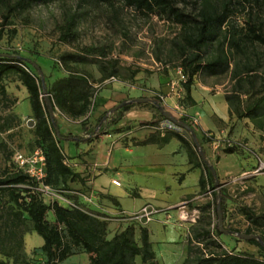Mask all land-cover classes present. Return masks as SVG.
I'll list each match as a JSON object with an SVG mask.
<instances>
[{
  "label": "rangeland",
  "instance_id": "rangeland-1",
  "mask_svg": "<svg viewBox=\"0 0 264 264\" xmlns=\"http://www.w3.org/2000/svg\"><path fill=\"white\" fill-rule=\"evenodd\" d=\"M178 1L179 6L189 11L194 10L197 2ZM235 2L237 9L232 20L237 32L243 36L248 32L246 20L261 24L264 31V0ZM113 3V9L97 0L32 4L10 16L0 38V54L16 53L39 64L50 97L70 72L87 78L92 96L84 116L73 118L55 107L54 116L60 132L65 135L84 137L94 129L104 111L124 100L159 97L164 110L178 120L184 118L180 121L188 124L202 141L206 157L215 169L216 188L212 189L209 183L205 190L200 189L201 168H192L199 158L190 155L176 138L164 146L135 145L152 133L164 132L166 127L182 132L152 103L146 102L132 106L107 133L91 143H60L65 162L79 172L84 181L73 178L64 185L53 186L58 198L46 203L74 204L103 213L108 239L131 227L133 238L139 243L140 227H147L159 264L183 262L189 232L197 225L209 229L223 250L264 258V251L258 245L234 234H217L215 229L218 217L212 204L213 191L221 189L225 198V215L222 213L225 229L253 234L264 230V225L253 224L243 212L246 207L257 215L264 214V133L248 118L229 117L228 105L222 110L224 102L227 104L224 97L233 86L230 71L235 60L240 59L239 55L228 48L231 63L226 72L218 75L199 72L193 77L191 96L196 101L192 104L184 88L187 72L174 47L179 26L166 17L144 16L133 8H121L120 0ZM74 10L80 14L79 36L76 42L66 44L58 40L56 24L64 11ZM115 11L117 19L110 22ZM12 29L16 30L13 35ZM222 36L219 37L221 43ZM219 41L205 47L204 59L213 58L222 47L227 48L226 42L222 46ZM84 46L102 47L107 53L106 60L118 61L114 80L102 78L107 66L105 59L96 55L85 63L63 61L62 56L80 52ZM247 54L252 62L259 61L256 84L262 88L264 46L256 44ZM3 83L8 98L0 101V174L14 168L16 153L29 157L40 148L35 142L34 124L28 125L31 120L35 123V118L26 88L16 75L4 79ZM244 86L248 87L246 82ZM263 92L262 89L261 94ZM249 103L250 98L242 95V107ZM228 148L233 152H225ZM6 200L4 197L2 201ZM9 204L12 203L4 206L0 203V239L3 241L0 264H14L15 258L20 264H46L41 250L42 238L33 230L26 213L20 221L12 214ZM47 219L54 220L51 209ZM64 263L89 264V261L82 248L73 246L72 254ZM135 264H141L139 257L135 258Z\"/></svg>",
  "mask_w": 264,
  "mask_h": 264
},
{
  "label": "trees",
  "instance_id": "trees-1",
  "mask_svg": "<svg viewBox=\"0 0 264 264\" xmlns=\"http://www.w3.org/2000/svg\"><path fill=\"white\" fill-rule=\"evenodd\" d=\"M50 1L53 0H0V17L2 18L0 38L3 27L9 24L10 16L16 12H22L32 4ZM97 1L99 4L100 2L107 4L112 9L114 7L113 0ZM120 1L122 2L121 8L123 6L133 8L144 16L166 17L179 26L180 30L177 40L174 41V47L187 72L188 78L184 82V88L192 104L195 103L191 96L193 77L199 72H206L209 75L226 72L231 63L227 49H234L232 53L239 55L241 60L237 59L234 62L230 71L233 86L224 97L228 105L229 117L235 115L238 118H248L264 133V92L261 94L264 86H262L263 83L260 84L262 88L256 84L258 76L255 73L259 61L252 62L247 54L248 49L256 44L264 46V31L261 24H257L254 20H246L248 32L244 36L237 32V26L232 20L234 11L237 9L235 0H197L192 11L179 6L178 0ZM79 18L80 14L76 10L64 11L61 21L56 24L60 42L72 44L77 41ZM114 19H117L116 11L110 17V22H114ZM10 31L12 35L16 33L15 29ZM220 36L223 38L222 43L219 41ZM214 41H219L218 43L222 46L226 42L227 48L222 47L213 58L204 59L205 47H209ZM92 55L105 59L104 63L107 67L103 69L102 78H111L117 74L118 61L106 60L107 53L102 47L84 46L80 52L67 53L62 56V59L64 62L85 63ZM12 75L18 76L29 94V104L35 118V142L43 150L45 156L44 183L52 188L58 184L64 185L73 178L84 181L79 172L65 162L60 146L62 141L74 144L91 143L107 133L124 112L138 104L128 102L114 112L110 109L104 111L94 129L84 137L65 135L59 130L58 121L54 116L55 107L73 118L84 116L88 111L92 96L87 78L80 73L70 72L68 78L57 86L54 96H48L52 104L51 111H49L43 96V89L46 88L45 75L40 65L16 53L0 54V101L8 98L3 80ZM245 82L248 85L246 89ZM242 95L250 98V103L245 108L242 107ZM152 100V106L156 109L159 110L158 106H163L159 97L153 96ZM150 125L153 124L150 123ZM173 137L187 147L190 155L198 156V162H195L192 168H201L198 180L200 189L205 190L209 183L212 184V189H215L217 176L213 175L210 168L212 164L206 157L202 141L199 140L200 148H198L194 141L182 132L166 127L164 132L152 133L147 138L137 141L135 145L164 146ZM225 152L232 153L233 149L228 148ZM213 192L214 212L218 217L217 203L218 194H220L221 211L224 216L225 198L222 190L218 189ZM4 197L7 199L6 202L2 201ZM0 203L3 206L6 203L7 205L12 203L9 204V208L20 221H22L23 213H26L33 230L43 240L41 250L46 256V264H66L64 261L72 254L73 246L83 249L89 264H135L136 257L140 258L141 264H159L152 249L147 227H140L139 243L133 238L131 227L125 228L108 239L106 237L107 221L103 213L84 206H62L58 202L47 204L37 189V182L16 166L0 174ZM116 204L119 205V202L116 201ZM49 209L53 212V221L47 219ZM243 212L253 224L264 225V214L257 215L246 207H243ZM215 229L217 234H221L218 224L215 225ZM245 233L253 234L250 231ZM259 235L264 241V230ZM2 242L1 238L0 244ZM187 242V256L181 264H264V258L223 250L221 244L212 238L211 231L199 225L194 226L189 232ZM248 242L258 245L264 251V247L256 239L248 240ZM14 264H20L17 258Z\"/></svg>",
  "mask_w": 264,
  "mask_h": 264
},
{
  "label": "water",
  "instance_id": "water-1",
  "mask_svg": "<svg viewBox=\"0 0 264 264\" xmlns=\"http://www.w3.org/2000/svg\"><path fill=\"white\" fill-rule=\"evenodd\" d=\"M43 96L45 97V102L47 104V107L49 109V111H51L52 108V104L48 98V94L46 92V88L43 89ZM128 102H135V103H146V102H150L153 103L152 98H134L128 101H123L119 104H117L115 107L111 108L110 111L114 112L116 111L118 108L122 107L124 104L128 103ZM159 110L161 111V113L174 125H176L178 127V129L182 130V133L187 136L188 138H191L195 145L200 148V144H199V140L196 136V133L193 131V129L186 123L181 122L180 120L176 119L175 117H173L169 112L165 111L163 106H158ZM34 123L31 120L28 125L32 126ZM201 153L203 154V152L201 151ZM213 175L216 176L215 173V169L213 168V166H210ZM219 200L217 203V213H218V227L219 230L222 233L225 234H234L236 235L238 238L240 239H244V240H251V239H256L263 247H264V241L261 239L259 234H246V233H241V232H237V231H230L224 228L223 226V219H222V211H221V202H220V194H218Z\"/></svg>",
  "mask_w": 264,
  "mask_h": 264
},
{
  "label": "built area",
  "instance_id": "built-area-1",
  "mask_svg": "<svg viewBox=\"0 0 264 264\" xmlns=\"http://www.w3.org/2000/svg\"><path fill=\"white\" fill-rule=\"evenodd\" d=\"M182 78H184L183 74ZM110 80H114V77H111ZM14 162L17 168L21 169L25 174L37 182V189L41 193L45 202L49 201L48 203H50V200L55 197L58 198L56 191L44 183V178L46 176L45 156L41 148H38L35 151V154L29 157H24L22 154L16 153L14 155ZM113 183L120 186V183L117 180H113ZM67 206L78 207L74 204H68ZM144 210L146 211V208H144ZM146 215L148 216V213H146ZM150 219L151 218L148 216L147 220Z\"/></svg>",
  "mask_w": 264,
  "mask_h": 264
},
{
  "label": "crops",
  "instance_id": "crops-1",
  "mask_svg": "<svg viewBox=\"0 0 264 264\" xmlns=\"http://www.w3.org/2000/svg\"><path fill=\"white\" fill-rule=\"evenodd\" d=\"M195 100V99H194ZM196 101V100H195ZM227 108V104H225V102H224V104H223V106H222V110H225Z\"/></svg>",
  "mask_w": 264,
  "mask_h": 264
}]
</instances>
